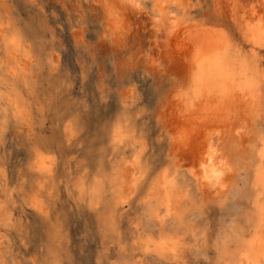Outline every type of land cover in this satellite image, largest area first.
Wrapping results in <instances>:
<instances>
[{
  "label": "rangeland",
  "instance_id": "374dc122",
  "mask_svg": "<svg viewBox=\"0 0 264 264\" xmlns=\"http://www.w3.org/2000/svg\"><path fill=\"white\" fill-rule=\"evenodd\" d=\"M248 1L184 0V3L191 30L194 27L198 28L195 32L207 30L219 36L224 33L238 44L241 27L252 22L253 11L258 20L261 11L260 2ZM104 5L105 0H0V24L6 26L8 38L14 33L20 39L22 50L18 55L26 65L23 64L21 74L7 71L8 64L3 60L7 58L10 45L0 34V72L11 77L6 80L0 73V92L10 97L12 104L7 116V112L2 111L4 101L0 100V122L7 121L0 128V177L5 175L0 178V189L6 186L11 201L0 197V204L4 205L0 207V217L10 215L14 225L20 226L0 228V261H15V264H193L197 259L195 250L208 255L204 264H233L229 254L228 257L223 252L218 254L212 247L215 235L211 229H204L202 234L197 230L203 229L204 221H209L230 235L228 221L235 216L237 222L233 227H244L242 239H246L248 232L253 234L257 209L253 203L256 189L252 171H242L236 195L218 201L203 199L190 171L194 160L190 157V163L180 165L172 141L163 138L174 131L180 113H186L185 102L180 106L175 104L192 95L187 92L184 96L178 95L181 85L187 90L193 83L190 58L177 53L170 59L166 56L154 59L147 43L149 27L144 26L145 17L124 12V30L115 33L109 10ZM208 20L214 23L208 25ZM243 44L247 51L251 48L246 40ZM190 48L187 45L184 50L189 52ZM261 55L264 53L260 50ZM256 106L255 118L264 130V117L259 116L260 105ZM14 109L22 111L23 118L18 119ZM199 112L195 114H200L201 120L203 113ZM211 120L209 122L213 123L214 119ZM207 121L206 118V124ZM116 124L126 132L131 131H128L126 143L112 151V132ZM137 140L143 141L147 160H165L169 155L177 159L174 167L179 174L178 189L190 198H184L181 216L172 218L166 226L161 222L159 228L154 229V237L168 229L169 234L178 233L183 241L178 257L171 252L144 250L152 233L146 234L137 224L140 216L137 204L132 203L135 197L129 199L130 207L117 208L110 186V191L98 192L95 197L89 193L87 198L74 190L76 178L81 173L94 174L96 168L110 172L114 162L118 167V161H127L137 150L134 147ZM41 151L48 155L54 167L45 179L34 170L36 165L33 164L38 154L43 155ZM189 180L192 183L186 182ZM17 186L18 190H14ZM37 191L44 201L43 211L33 204ZM198 195L200 200L196 202ZM261 200H264L263 195ZM221 214L228 215L220 226ZM139 239L145 242L141 245ZM238 244L241 245L233 238L227 251L235 253Z\"/></svg>",
  "mask_w": 264,
  "mask_h": 264
},
{
  "label": "bare ground",
  "instance_id": "6f19581e",
  "mask_svg": "<svg viewBox=\"0 0 264 264\" xmlns=\"http://www.w3.org/2000/svg\"><path fill=\"white\" fill-rule=\"evenodd\" d=\"M249 1H251L250 3H252V1H254V0H249ZM249 1H248V3H249ZM257 1L261 2V0H257ZM152 2H154V0H152ZM119 6L122 7V5H119ZM128 11L135 13V14L143 15L145 17L146 23H144V26L147 25V27H149V33H147V43L149 45V49L151 51L153 58L158 59L160 57L166 56L170 59V56H172L173 54H177V53H180V55H183L186 58H190L188 60V62H189V66L191 68L192 78L199 75L205 81H211V82L215 83L216 81L221 79V77L224 75V73L226 71H232L236 75V80L239 81L242 79V77L239 75V73L243 70L239 64V55L243 54V53H255V55L257 57L260 56L259 45L255 42H253L250 37H247L245 35L246 24L243 27H241V25H240V27H241V29L239 30L241 33L240 38H239L240 40H239V43L236 44L233 40L226 38L224 33L219 36V34L212 33V31L210 33V32H207V30L206 31L205 30H201V31L199 30V31L195 32L194 30H197L198 26L196 27L197 29H195L192 26L194 29L192 28V30H191V25L189 24L190 16L188 15L187 9L181 10L184 13V19L181 21L179 29L176 32H172V33H170V31H169V28L171 27V24H172V19L170 17L161 16L160 19L154 18V17L160 15L159 9H157L156 12H154L150 15L148 13H144V12H141L139 10H134L131 8H123L122 7V16H123L124 12H128ZM246 15H247V12H246ZM243 20H245V19H243ZM238 22L239 21H236V23H238ZM243 23L244 22H242L241 24H243ZM239 24H240V22H239ZM148 25H150V26H148ZM194 26H195V24H194ZM112 27H114V25ZM5 32H6V26L3 23H1L0 24V34H1L2 38L3 39L5 38L6 42L8 43V40L12 36L10 38H8L7 35L5 34ZM12 35L15 36L14 33H12ZM16 37H18V36H16ZM244 40H246L251 46V48L248 51L244 48V44H243ZM21 44H20V39H17V42L15 44H9L10 48L7 49V58L5 60H3V63L5 62L6 64H8L7 65L8 66L7 71L9 70V72L13 75H16L17 73H19L20 70H22L21 68H22L23 64L25 65V63H23V60L18 55L19 51L21 53V50H22ZM187 45H190V47H191L189 52L184 50ZM192 45L194 46L193 50H192ZM22 54H23V52H22ZM26 57H27V55H26ZM233 66H235V67H233ZM25 67H26V65H25ZM0 73H2V72H0ZM20 74H21V72H20ZM23 74H25V73L23 72ZM2 75H4V74L2 73ZM4 76H6V75H4ZM7 78H9V77L6 76L5 79L7 80ZM9 79H11V77ZM2 81H3V79H2ZM7 83H8V81H7ZM228 83L231 84V81L229 80ZM8 87H9V85H8ZM11 87H12V85H11ZM14 89H15V87H14ZM15 90H17V88ZM11 91H13V90L11 89ZM258 91H260L259 87L256 88V100L255 101H252L251 97H249V99L247 101L243 100L240 93H236L235 100H233L231 98L222 99L221 97H219L216 94L215 91L210 95L208 93V91L205 90L206 95L202 94L196 100H193L191 97L187 98V99H186V97H183L182 99H180L179 103L175 104V106H180L181 104H183L181 102H185L184 104H185L187 110H185L186 113L184 114V112H181L180 108H179L178 111L183 113L184 115L182 114L183 115L182 116L180 113V118L178 119V124L176 125V128L174 129V131L178 128H181V129H186L188 132V137L186 138V140L184 141L183 144L172 142V145H174V147L177 149V154L175 156L178 157V161H179L180 165H184L187 162L190 163L191 162L190 157H192V159L194 160L193 161L194 164H193L192 168L190 169V171L192 172V174L194 176V180L196 182V186H197L196 188L198 189V193L201 194V196L203 197L204 200L215 199L218 201V200H222V199L224 200V199H227L228 197L230 198V196L236 195L238 190H239V188L237 187L238 178L241 175L243 170L252 171V174L254 176V180H255L254 184H255L256 193L254 195L255 199L253 197V199H254L253 203L256 204L255 206L257 209V214L255 213L256 215L254 216V231L252 230L253 234L250 233L251 236L249 235V232H248L249 237L247 236L246 239H242V237H241V241L239 242L241 245L238 244V248L235 251V253H229L227 250H226V252H223V253H225L226 256H227V254H229V257H230L231 262L233 264H249V261H260V260L264 259V255H262V253H264V228H262L260 225V215H261L260 214V204L262 201L261 196L263 195V197H264V183H261L259 177L257 176L258 168L261 166V163H262L261 157H260V148L264 147V145H262L260 143V138H261V132L264 130L257 123V119L255 118L256 115L254 114L255 109L257 107L256 105H260L259 104L260 103L259 102L260 101L259 100L260 93H258ZM21 92L22 91L20 90L19 94H21ZM16 94L18 96V91H16ZM13 95H14V93L12 94V96ZM19 98H20V96H19ZM22 98H21V100H22ZM24 100H23V103H24ZM19 102L21 103L22 101H19ZM24 106H25V103H24ZM183 106L181 108L182 111H183V108L185 107V106L184 107ZM175 108H177V107H175ZM23 110L24 109H22V111ZM2 111H3V108H2ZM14 111H15V109H14ZM187 111L189 112V114H187ZM198 111L202 112L203 115H205V118H203L202 117L203 115L201 114L202 119L200 120V118H199L200 114H197V115L195 114ZM15 112H17V111H15ZM190 113H192V114H190ZM186 114L189 116H187ZM190 115L193 118H191ZM213 115H215V117H212ZM7 116H8V112H7ZM122 117H123V115H122ZM6 118H5V120H6ZM206 118L208 120L207 122L210 124H208V123L206 124ZM210 119H212L211 121H213V119H214V122L213 123L209 122ZM260 119H261V117H260ZM1 120H2V117H1ZM7 120H8V118H7ZM121 120H123V119L121 118ZM204 120H205V122H203ZM263 120H264V118H263ZM203 123H205V124H203ZM119 124L121 125L120 122H119ZM114 125H115V123L113 124V127H114ZM127 125H128V123H127ZM204 125H205V128L202 127ZM126 127H129V126H126ZM123 129H124V127H123ZM128 131H131V130H128ZM128 131H127V133H128ZM210 143L215 144V153L213 155H211V157L206 155L208 145ZM256 149H258V151ZM41 152H39V153H41ZM42 154H43V152H42ZM44 154H46V153H44ZM44 154L43 155L39 154V155L46 158V162L50 165L49 169L46 172H40L43 175V178L45 179L46 177H48L52 174L54 167L52 165L51 159H47V158H49L48 155H44ZM256 156H257V158H256ZM123 157H124V155H123ZM221 157H223V160H224L223 164L221 163ZM201 164L206 165L207 179L203 178V170L200 167ZM214 172H216V173L222 172L223 175L218 177L214 174ZM3 176H5V175L3 174ZM131 176H132V172H131V169L129 168L128 172L126 173V178L128 180H131ZM2 177H0V178H2ZM76 179H78V178H76ZM46 180H48V179H46ZM38 183H39V181H38ZM88 183H89V181H88ZM125 187H127V185H125ZM108 191H110V190H108ZM101 193H103V192H101ZM115 197L116 196H114V198ZM100 198H101V194H100ZM184 198H185V194L182 191H180L179 189H177L176 194L172 197V212H173L172 218H178L179 216H181L182 211H183L182 206H183ZM38 200L40 201V203L37 206V201L33 199L34 206H36L42 210L45 209V206L43 203L44 201L41 200L40 197H38ZM96 202H97V200H96ZM91 204L93 205V202ZM200 207H201V205H200ZM120 209H122V208H120ZM219 212H221V211H219ZM115 214L117 215L118 213L115 212ZM191 215L192 214H190V216ZM116 218H118V217H116ZM228 223H229V221H228ZM163 225L166 226L167 224L163 222ZM162 232L166 235H169V229L167 231L164 230ZM223 232H224V228H223ZM226 232L227 231H225V234L229 233V232L228 233H226ZM136 236H138V235H136ZM151 236L153 239H155V237L153 235H151ZM140 239H139V241H140ZM144 242H145V240H144ZM144 247L145 248L148 247L147 241L145 242ZM234 247H235V245H234ZM189 248H190V246H189ZM136 249H139V248H136ZM180 249H181V247L179 248V250L177 252L171 253V254L174 255L175 257H178L180 255ZM231 249L233 251V248H231ZM141 250H143V249L141 248ZM161 253L164 254V253H170V252H161ZM150 257H152V256H150ZM218 261H219V259H218ZM165 262H166V260H165ZM224 263H226V262H224Z\"/></svg>",
  "mask_w": 264,
  "mask_h": 264
},
{
  "label": "snow or ice",
  "instance_id": "6c2138e0",
  "mask_svg": "<svg viewBox=\"0 0 264 264\" xmlns=\"http://www.w3.org/2000/svg\"><path fill=\"white\" fill-rule=\"evenodd\" d=\"M122 5L123 8H131L134 10H139L144 13L152 14L156 12L157 9L160 10V15L154 17L155 19H160L161 16H168L172 19L171 27L169 28L170 33L176 32L184 19V13L181 10H186L184 0H154V2L149 3L148 0H105L104 7L107 8L108 15L114 25L113 32L122 33L124 30V21L122 17ZM256 5L253 4L252 8L255 9ZM261 11L259 13V19H255L257 13L253 11L252 22L247 24L245 29V35L250 37L253 42L259 45V49L264 53V0L260 2ZM214 21L208 20L207 24L212 25ZM17 38L12 36L9 40V44H15ZM239 64L243 69L239 75L242 77L241 80H236V75L232 71H226L220 80L215 83L211 81H205L201 76L197 75L193 79V83L189 85L187 90L184 89L183 85L180 86L178 90V95L184 96L187 93H191V98L193 100L198 99L205 90L211 95L214 91L216 94L224 98H231L235 100L236 93H240L243 100L247 101L251 97L252 101L256 100V88H260V116L264 117V55L257 57L255 53H243L239 55ZM235 67V66H233ZM231 81V84L228 81ZM0 100L4 101L5 112H10L11 108V98L5 97L2 92H0ZM23 112L17 111L16 116L18 119L23 118ZM9 120L11 117L8 118ZM4 123L0 122V128L4 127ZM129 134L122 128V126L117 125L112 132V151H116L121 145L126 143V139ZM188 137V132L186 129L178 128L171 135L163 137L164 139L170 140L174 143L183 144ZM260 143L264 145V131L261 132ZM136 152L131 155L127 161H119V166H114L111 171L107 170L101 171V168H96L94 174L89 173L85 175L81 173L74 186V190L78 191L81 196L87 198L89 193L93 197L98 192H104L110 186V190L115 194V206L117 208L122 205H129V199L135 197L132 201L133 204H137L136 211L138 212L140 219L137 224L142 230L147 234L149 232L155 236L154 229L159 228L160 223H169L172 219V197L176 194L179 187V174L174 167V162L176 157L169 155L165 160H147L145 159L147 153L144 151L143 141L137 140ZM215 153V144L210 143L208 145L207 153L209 157ZM261 166L258 168L257 176L259 177L261 183H264V147L260 148ZM50 159V158H47ZM221 163H224L223 157H221ZM36 165L35 171L46 172L50 165L46 162V158L37 155L36 160L33 161ZM103 167V166H101ZM201 169L203 170V178L207 179V168L205 164H201ZM129 168L131 169L132 176L131 180L126 178V173ZM216 176H222L223 173L214 172ZM69 188L73 189L72 178L69 177ZM90 183H85L89 181ZM187 183H192L191 180L186 181ZM127 185V187H125ZM43 187V185H41ZM18 190V186L17 189ZM40 193L37 191L33 195V199L37 201V206L40 201L38 197ZM0 197L8 200V193L6 186L0 189ZM188 195L185 199H189ZM111 201V198H109ZM199 196L195 197V201L199 202ZM11 201L9 200V203ZM94 203V200L92 201ZM0 207L4 205L0 204ZM41 211H43L41 209ZM260 225L264 228V200L260 204ZM195 218V217H193ZM224 216L221 214L219 219V224L223 225ZM236 222V217L232 216L229 221V227L231 229V234H225L215 226L212 222L204 221L203 229H198V233L202 234L204 229H211L215 235V244L212 247L215 248L218 254L226 252L229 244L232 243L233 238L239 243L241 241V233L244 231L243 225L239 229L233 227ZM244 223H248L245 220ZM19 225H14L13 218L9 216L0 217V228L10 229L19 228ZM183 230V229H182ZM199 238V236L197 237ZM137 243V242H134ZM139 243H144L143 240ZM148 247L144 250L147 252H171L175 253L182 246L183 241L181 236L177 233H171L169 235L161 232L159 236L155 239L152 236H148L147 239ZM194 255L197 259L193 264H204V260H208V255L202 251H195ZM264 255V253H262ZM201 256L204 257L203 260L199 259ZM0 264H15V261H0ZM43 264V262H41ZM49 264H55V262H49ZM249 264H264V259L260 261H249Z\"/></svg>",
  "mask_w": 264,
  "mask_h": 264
}]
</instances>
